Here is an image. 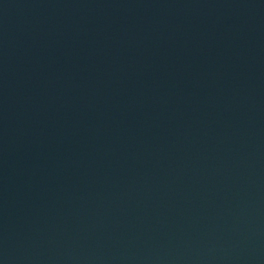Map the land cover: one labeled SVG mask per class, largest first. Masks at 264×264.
<instances>
[{"label":"water","instance_id":"95a60500","mask_svg":"<svg viewBox=\"0 0 264 264\" xmlns=\"http://www.w3.org/2000/svg\"><path fill=\"white\" fill-rule=\"evenodd\" d=\"M0 264H264V0H0Z\"/></svg>","mask_w":264,"mask_h":264}]
</instances>
